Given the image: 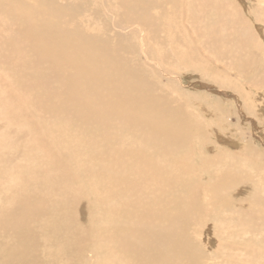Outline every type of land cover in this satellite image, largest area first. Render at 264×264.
<instances>
[{
	"label": "rangeland",
	"instance_id": "1",
	"mask_svg": "<svg viewBox=\"0 0 264 264\" xmlns=\"http://www.w3.org/2000/svg\"><path fill=\"white\" fill-rule=\"evenodd\" d=\"M111 2L0 0V264H131L111 218L154 184L193 212L132 264H264V0Z\"/></svg>",
	"mask_w": 264,
	"mask_h": 264
},
{
	"label": "bare ground",
	"instance_id": "2",
	"mask_svg": "<svg viewBox=\"0 0 264 264\" xmlns=\"http://www.w3.org/2000/svg\"><path fill=\"white\" fill-rule=\"evenodd\" d=\"M138 1L139 0H134V2ZM128 2L132 4V0H127L126 3ZM116 3L117 0H112V2L109 3V10L111 12H113V6L116 5ZM138 8H141L143 10L142 7L138 6ZM109 75L113 74L110 73ZM127 77L128 76L124 74L118 76L119 79H126ZM106 78L110 80L107 73L103 75L102 80L108 81ZM48 79L50 83H54L55 81L54 75L49 74ZM205 85L208 88V85ZM221 85L222 86L220 87L224 89L233 87L225 85L224 83H221ZM46 86L49 87L48 82L46 83ZM233 90L236 89L233 88ZM53 92L55 91L50 92L51 96ZM94 93L98 96L100 92L96 91L94 88ZM125 94L126 96H128V94L131 93L124 92L123 94H121L122 98L120 99L124 100ZM136 94L145 103L147 102L146 100H144L148 99L144 93L137 91ZM49 99L50 97L45 98L44 101H47ZM236 99L241 102L239 98ZM127 185L128 187L132 188V192H140L146 194L147 184ZM174 186L175 184H154V196L152 198L151 196H148V198L146 199L148 201H142L140 198H137V203L132 201V203L125 204L123 208V204H121V212L117 215L114 214L112 216L110 223L114 229L110 239L111 245L112 247H115V249L118 250L120 254L127 257V259L131 261V264L132 259H140L144 256V244L146 243V238L148 236H150L152 239L163 238L168 237L169 235L167 234H171L173 231L175 232V218L176 216H178V212L183 207H185L184 213H181L180 215H184L187 217L191 216V213L193 212V206L187 199L182 204H179L175 201V199L172 198V189L174 188ZM109 203L112 204V200H110ZM113 205L114 203L112 204V206ZM85 208L86 206H84V202L80 201L78 205L74 207L70 206V210L68 211L72 212L75 219L68 221V225L64 234L67 254H73L86 245L88 230L92 226L87 222V213L85 212ZM82 212L84 214H82ZM27 213L33 214L31 211H27ZM122 216L125 217L124 225H122L120 222ZM82 220H85L86 222L82 223ZM75 223L77 226H79V231H73V226L75 225ZM129 223L130 225H127ZM157 225H159L160 227ZM198 235H196L195 239L193 237L188 238V243L191 247H201L198 243ZM188 253L190 254V252ZM97 262L98 264H101V255L99 253H97Z\"/></svg>",
	"mask_w": 264,
	"mask_h": 264
}]
</instances>
